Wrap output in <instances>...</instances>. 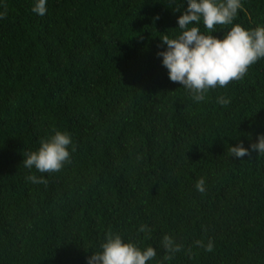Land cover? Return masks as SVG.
<instances>
[{
    "label": "trees",
    "instance_id": "obj_1",
    "mask_svg": "<svg viewBox=\"0 0 264 264\" xmlns=\"http://www.w3.org/2000/svg\"><path fill=\"white\" fill-rule=\"evenodd\" d=\"M33 4L0 0V264H87L109 230L156 249L148 264H264V154L249 148L264 135V58L196 102L157 56L187 0ZM241 4L233 24L264 26V0ZM55 131L70 162L25 168ZM238 143L250 158L230 156ZM165 235L183 246L171 260Z\"/></svg>",
    "mask_w": 264,
    "mask_h": 264
},
{
    "label": "clouds",
    "instance_id": "obj_2",
    "mask_svg": "<svg viewBox=\"0 0 264 264\" xmlns=\"http://www.w3.org/2000/svg\"><path fill=\"white\" fill-rule=\"evenodd\" d=\"M46 3L47 0H34L31 11L44 16ZM241 7V0H187L186 10L177 19L180 34L175 37L165 34L160 39L166 50L158 52L157 56L162 58V66L167 69L169 80L185 88L196 102L203 101L209 89L224 88L233 81L243 79L249 67L264 58V26L246 30L239 24H233ZM175 11H179V8ZM5 17L6 13H0V19ZM201 24L204 32L200 30ZM227 25L231 27L223 38L212 35L216 32V26ZM217 103L227 105L230 100L220 96ZM71 143L68 133L55 131L40 141L36 151L26 153L22 163L25 168H35L40 173L59 172L65 163L70 162L68 146ZM249 148L257 154H264V135H259L257 142L250 144ZM228 151L232 157H251L249 149L240 143L229 147ZM27 179L32 183H47L35 175ZM204 185L205 180L201 177L195 188L204 193ZM139 231L150 232V229L141 225ZM195 244L207 252L213 251L211 240L207 244L197 240ZM161 247L164 250L163 259L171 260L183 246L165 235ZM100 249L91 254L87 264H148L157 256V250L153 247L141 249L131 242H124L119 234L111 230L104 235Z\"/></svg>",
    "mask_w": 264,
    "mask_h": 264
}]
</instances>
